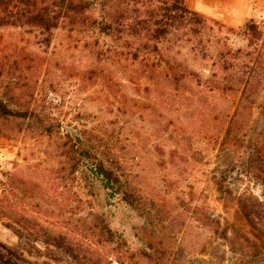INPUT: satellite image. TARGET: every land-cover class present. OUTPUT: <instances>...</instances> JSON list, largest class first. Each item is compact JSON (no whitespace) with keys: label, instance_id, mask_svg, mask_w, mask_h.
<instances>
[{"label":"rangeland","instance_id":"1","mask_svg":"<svg viewBox=\"0 0 264 264\" xmlns=\"http://www.w3.org/2000/svg\"><path fill=\"white\" fill-rule=\"evenodd\" d=\"M185 3L205 23L174 30L167 56H94L65 15L51 36L24 18L0 27V100L13 112L0 114V190L25 195L11 215L27 228L21 241L0 222V253L74 264L46 242L99 216L147 252L143 264H264V0L237 28L205 15L234 11L231 0ZM128 5L123 46L139 42L140 6ZM92 156L137 205L92 176Z\"/></svg>","mask_w":264,"mask_h":264},{"label":"trees","instance_id":"2","mask_svg":"<svg viewBox=\"0 0 264 264\" xmlns=\"http://www.w3.org/2000/svg\"><path fill=\"white\" fill-rule=\"evenodd\" d=\"M135 4L139 10L136 13L139 42L123 46L117 39L130 28L131 7L126 4ZM56 12L50 5L39 0H0V27L5 26L13 17L25 19L26 25L38 28L40 34L51 36L57 28L58 21L65 15L71 24L72 32L87 34L92 39L94 56H167L168 43L174 30L179 31L185 25L193 23L196 26L204 25L205 21L197 13L191 11L185 0H69ZM122 5H125L123 7ZM134 10V9H133ZM65 11V12H64ZM65 17V18H66ZM200 31H197V34ZM48 43V39L45 40ZM124 47V49L122 48ZM13 56V55H8ZM1 77V76H0ZM0 114L4 118L11 117L5 101L0 100ZM45 132H50L45 123H41ZM67 157L73 167L79 164L77 155L70 149ZM91 174L94 178L106 183L112 195L122 194V200L137 205L134 194L125 189L123 182L114 169L107 167L97 156L89 157ZM88 166V167H89ZM77 169L75 170V172ZM22 186L27 183L21 181ZM15 192L8 183L3 184L0 190V222L17 233L21 241L26 239V226L21 220L15 219L11 211H20L25 208V195L18 196L13 202ZM65 224V222H63ZM70 222L66 225H69ZM78 227V230L76 229ZM74 229L64 226L58 230V236L52 238L53 244L59 248L74 264H143L141 258L147 257V252L141 254L131 250L127 241L115 232L105 220L99 216L93 217L91 226H77ZM49 236L48 241H50ZM28 243L25 244V246ZM80 245L82 249L76 247ZM23 245V249L26 247ZM75 246V247H74ZM0 264H33L17 250L3 247ZM150 259V258H149Z\"/></svg>","mask_w":264,"mask_h":264},{"label":"crops","instance_id":"3","mask_svg":"<svg viewBox=\"0 0 264 264\" xmlns=\"http://www.w3.org/2000/svg\"><path fill=\"white\" fill-rule=\"evenodd\" d=\"M222 2V1H221ZM231 4L234 8V11H226L224 12V10L219 11L216 9H206L205 15L206 16H212V17H223L225 19V22L227 25L231 26V27H240L241 25H243V23L247 20V18L251 15V4H252V0H231ZM201 8L203 9V6L201 7L199 5V7H197V10H200L199 12H201Z\"/></svg>","mask_w":264,"mask_h":264}]
</instances>
